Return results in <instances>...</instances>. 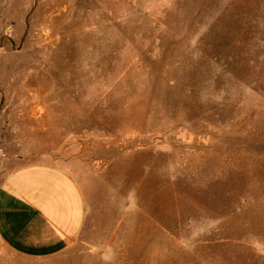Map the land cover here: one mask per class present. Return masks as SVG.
Instances as JSON below:
<instances>
[{
	"label": "rangeland",
	"instance_id": "1",
	"mask_svg": "<svg viewBox=\"0 0 264 264\" xmlns=\"http://www.w3.org/2000/svg\"><path fill=\"white\" fill-rule=\"evenodd\" d=\"M30 164L88 214L28 264H264V0H0V186Z\"/></svg>",
	"mask_w": 264,
	"mask_h": 264
},
{
	"label": "crops",
	"instance_id": "2",
	"mask_svg": "<svg viewBox=\"0 0 264 264\" xmlns=\"http://www.w3.org/2000/svg\"><path fill=\"white\" fill-rule=\"evenodd\" d=\"M87 214L81 186L64 169L50 164L16 168L0 186V264L60 255L81 235Z\"/></svg>",
	"mask_w": 264,
	"mask_h": 264
}]
</instances>
